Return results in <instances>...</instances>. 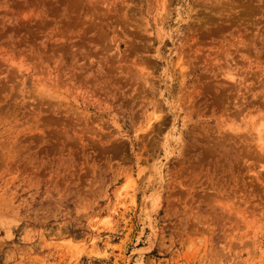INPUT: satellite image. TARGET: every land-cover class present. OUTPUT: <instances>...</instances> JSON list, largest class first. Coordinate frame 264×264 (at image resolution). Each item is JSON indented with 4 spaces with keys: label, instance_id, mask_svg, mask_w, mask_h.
<instances>
[{
    "label": "rangeland",
    "instance_id": "rangeland-1",
    "mask_svg": "<svg viewBox=\"0 0 264 264\" xmlns=\"http://www.w3.org/2000/svg\"><path fill=\"white\" fill-rule=\"evenodd\" d=\"M0 264H264V0H0Z\"/></svg>",
    "mask_w": 264,
    "mask_h": 264
},
{
    "label": "bare ground",
    "instance_id": "bare-ground-1",
    "mask_svg": "<svg viewBox=\"0 0 264 264\" xmlns=\"http://www.w3.org/2000/svg\"><path fill=\"white\" fill-rule=\"evenodd\" d=\"M155 115V114H154ZM157 117H159V116H157ZM157 117H155V118H157ZM154 119V118H153ZM159 119V118H158Z\"/></svg>",
    "mask_w": 264,
    "mask_h": 264
}]
</instances>
